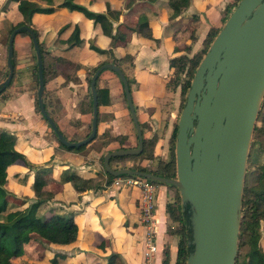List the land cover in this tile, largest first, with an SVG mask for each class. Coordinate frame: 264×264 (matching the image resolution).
Segmentation results:
<instances>
[{
    "label": "crops",
    "instance_id": "obj_1",
    "mask_svg": "<svg viewBox=\"0 0 264 264\" xmlns=\"http://www.w3.org/2000/svg\"><path fill=\"white\" fill-rule=\"evenodd\" d=\"M18 1L0 0V84L6 64L2 42L7 41L8 31L22 19ZM167 1L76 0L78 5L98 14L96 24L79 11L58 8L63 0H52L53 13L33 15L31 28L47 53L48 75L43 101L49 116L68 139L72 140L71 136L76 133L81 140L92 119V95L87 76L100 63L111 62L112 58L119 61L127 55L132 57V63L123 61L120 69L129 81L138 121L150 125L151 132L144 137L154 136L158 142L169 139L178 121L180 105L179 87L172 90L170 110H164L162 105L170 95L166 86L171 74L170 61L183 55L192 57L199 52L210 29L224 26L223 16L234 0H189L173 19ZM107 4L111 11L120 13L117 20L106 15ZM146 25L151 29L150 40L136 34L138 27ZM76 27L82 42L74 47L64 45ZM117 34L122 39L112 47V37ZM90 44L101 52L92 50ZM13 46V78L0 93V139L14 137L15 150L25 156L31 168L24 162L10 165L6 169L5 188L17 198L32 202L35 200L31 189L35 171L45 169V190L54 196L41 207L42 214L72 215L79 229L76 241L66 246L51 245L49 249L42 243L26 246L42 247L44 251L31 257L30 262L106 264L111 253H118L125 264H144L146 229L139 210L142 190L125 179L116 178L104 189L78 192L65 180L70 174H79L83 179L99 176L105 180L104 169L97 159L102 153L119 148V143L107 144L100 153L89 146L81 151L59 146L49 125L35 110L33 68L37 59L32 39L17 34ZM96 83L98 88L107 89L110 96L109 105L98 107L97 135L125 136L122 146L133 148L136 130L119 77L104 70ZM168 114L164 130L152 127L162 123ZM142 130L144 133L145 129ZM168 185H155L157 251L152 258L153 264H163L165 252H168V264L176 262L178 238L167 233L169 219L166 213V205L173 202L175 191ZM101 243L105 244L104 250L98 248Z\"/></svg>",
    "mask_w": 264,
    "mask_h": 264
},
{
    "label": "water",
    "instance_id": "obj_2",
    "mask_svg": "<svg viewBox=\"0 0 264 264\" xmlns=\"http://www.w3.org/2000/svg\"><path fill=\"white\" fill-rule=\"evenodd\" d=\"M30 34L37 59L39 110L60 143L85 146L97 134L96 81L110 70L119 77L136 130L137 148L105 154L103 169L114 177L131 175L169 184L190 207L193 246L186 264H235L241 223L242 194L255 122L264 97V0H240L200 62L177 123L176 178H162L130 168L112 169L114 157L137 156L143 150L142 129L122 70L113 64L96 69L90 81L92 122L89 136L68 141L44 107L42 57L35 34L27 26L14 29L7 42L8 76L12 80L14 38ZM0 90V92H1Z\"/></svg>",
    "mask_w": 264,
    "mask_h": 264
},
{
    "label": "trees",
    "instance_id": "obj_3",
    "mask_svg": "<svg viewBox=\"0 0 264 264\" xmlns=\"http://www.w3.org/2000/svg\"><path fill=\"white\" fill-rule=\"evenodd\" d=\"M151 1V0H146ZM240 0H234L230 9L226 10L225 15L223 16V22L227 21L228 17L231 15L237 4ZM18 10L22 15L21 21L7 33V41L11 32L19 27L27 26L30 30L35 34L36 39L38 41L37 33L31 28L32 26V17L34 14H51L55 11V8L52 6V0H19L18 1ZM189 0H168V6L173 11L170 16L171 19L176 18L178 16V10L180 7H183L185 4H188ZM58 8H66L70 11H79L84 14L86 18L92 20L94 24L97 22L98 14L89 11L83 6H80L76 3V0H63V2L58 6ZM4 9V8H2ZM106 15L111 16L114 20H117L120 13L113 12L110 9V6L107 4V13ZM223 28V27H222ZM221 28V29H222ZM221 29L211 28L208 32L204 42L203 48L194 54L192 57H187L185 55L176 57L170 61V69L171 74L168 77L166 86L173 91L176 88H180V98L181 102L184 103L186 101V95L190 88L191 81L194 77V74L205 56L208 48L211 43L220 32ZM19 34H23L26 36H30V34L26 31H22ZM136 34H139L146 39L150 40L152 38L151 29L146 25V27L136 29ZM120 34L112 37L111 45L112 47L117 44V42L121 41ZM82 40L79 38V29L76 27L72 32L71 36L63 42L64 45L68 47H74L79 45ZM38 45L41 52L42 57V71L44 77V87L46 83L47 77V53L44 50L43 44L38 41ZM33 46V43H32ZM90 48L96 52H101L100 49L90 44ZM123 61H127L128 63H132V57L127 55L122 60H116L112 58L111 62H102L98 65L100 67L103 64L109 63L116 65L120 68V63ZM12 65L14 64V51L12 58ZM97 67V68H98ZM95 68L92 70V73L87 76L88 87L90 91V81ZM34 74L33 78H35V82L38 85V73H37V63L34 65ZM185 77V80L181 83V76ZM8 76V71L6 74V78ZM127 79V78H126ZM98 80V78H97ZM97 82V81H96ZM128 86H129V81ZM11 83V82H10ZM9 83V84H10ZM8 84V85H9ZM7 85V86H8ZM122 85V83H121ZM6 86V87H7ZM5 87V88H6ZM3 88L1 90L4 91ZM130 88V86H129ZM122 90L124 94V89L122 85ZM96 91H97V102L98 107L102 105L110 104V96L109 91L107 89H100L96 83ZM0 92V93H1ZM124 101L126 102L125 94ZM133 102V101H132ZM185 104V103H184ZM181 105V104H180ZM44 107L46 110V105L44 103ZM181 111L183 109L182 106ZM35 110L42 117L43 120L45 118L41 114L38 103L37 96L35 99ZM180 111V113H181ZM47 112V110H46ZM48 113V112H47ZM49 115V114H48ZM46 121V120H45ZM92 122V119H91ZM91 122L88 125V132L81 139H85L89 136L91 132ZM139 122V121H138ZM47 123V121H46ZM56 124V123H55ZM141 129L143 125L139 122ZM59 131L64 135L63 130L56 124ZM52 131V130H51ZM176 133H177V123L174 124L172 134H171V143L176 142ZM54 138L56 139L59 146L65 148L66 150H74L81 151L87 145L81 146L78 148H70L66 147L62 143L59 142L57 136L52 131ZM143 136V150L141 154L137 156H123V157H114L109 161L110 166L113 161L127 160L135 157H141L143 159L151 160L154 156V146L156 143V137L145 138L142 130ZM64 137L70 142H78L81 140L78 139H68L65 135ZM97 138H94V140ZM126 139L125 136L111 137L112 142H118L119 148H116L111 151L121 150V149H133V148H125L122 146L123 141ZM93 140V141H94ZM92 142V141H91ZM136 144L138 146V140L136 136ZM15 139L12 136H4L0 139V214L5 212L8 204H17L18 206L24 205L27 200L19 199L14 194L10 193L6 190V169L17 162H24L31 168L28 164L25 156L18 151L15 150ZM150 147V148H149ZM175 147V145H174ZM137 148V147H135ZM109 151V152H111ZM264 152V97L260 104L259 113L257 116V120L255 122L254 131L251 139L249 157L247 161L246 174H245V182L243 187L242 194V206H241V223L240 230L238 234V253L235 260V264H264V250L259 249L255 251L248 252L246 255H240L241 245L244 242H250L251 238L258 234V225L254 224L256 221L264 220V162L257 166L255 172V179L253 184H249L250 177L253 173L249 172L250 159L253 158L254 153L256 152ZM103 157H100L102 160L103 166ZM133 170H138L140 172L150 173L158 177L162 178H176V164H175V156L172 161L162 166L158 170H147L145 168H130ZM105 174V180L100 179L99 176L90 179H83L79 174H70L66 177V181L72 184V187L78 191L83 192L89 189H104V187L109 186L116 178H124V177H135L131 175H121L118 177H114L110 174H107L103 170ZM45 169H39L35 171L34 181L32 183L31 189L34 192L35 200L31 202L25 209L16 210L13 212H9L6 215L5 220L0 221V264H16L13 262L14 259L19 258L22 255L24 246L34 245L37 243L55 245V246H66L76 241L78 237V225L72 215H60V214H42L41 207L45 205L47 202L53 199L54 194L50 191H46V181L44 179V175L46 174ZM138 179H142L147 181L148 183L154 185H168L158 181L136 177ZM175 191V197L173 202L168 203L166 205V213L168 215L169 224L167 227V233L169 235H175L178 238L177 241V254H176V262L175 264H186L188 255L193 249L192 244L190 243L192 239V231L190 225V207L188 204H182L179 191L176 187L172 185H168ZM104 243L98 245L99 249L104 250ZM106 264H125L123 258L118 253H111L107 257ZM163 264H168V252H165V258Z\"/></svg>",
    "mask_w": 264,
    "mask_h": 264
},
{
    "label": "rangeland",
    "instance_id": "obj_4",
    "mask_svg": "<svg viewBox=\"0 0 264 264\" xmlns=\"http://www.w3.org/2000/svg\"><path fill=\"white\" fill-rule=\"evenodd\" d=\"M5 41H6V39L4 40V42H2V45H3V56H4V60L6 61L7 43H5ZM3 70L4 71L1 73L2 82L5 81V79H6V74L8 71L7 63L3 67ZM180 79H181V83H182L185 80V77L182 75ZM33 82L35 84V94H36V91L38 89V85L35 82V78H33ZM168 89H169L168 94H170V95L162 103V105L165 106L164 110H167V109L170 110V108L173 105L172 93H174V92H172L171 86ZM179 102H180L179 104H181V105H179V107H178V117H177L178 119H179L180 111H181L180 106L183 107L184 103H185V102L184 103L181 102V98H179ZM165 113H167V112H165ZM168 116H169V114L167 115V117H165V119L162 123L153 124L152 127L156 128V129L164 130V128L167 127L165 120H166V118L168 119ZM177 123H178V121H177ZM143 128L145 129L144 134L149 135L151 132L150 125L148 123H144ZM84 132L86 134L88 132V130H85ZM171 134H172V132H171ZM71 137H72V139H78L77 137H79V136H77V134L75 133V135H73ZM152 137H154V136H151L148 138H152ZM170 139H171V135H170L169 139H165V141H163V142H160V141L158 142V140H156V143H155V146L153 149L154 156L151 158V160L143 159L141 157H135L132 159H127V160L113 161L111 168L115 167L114 168L115 170L124 169V168H145L147 170H158L159 168H162V166L169 164L172 161L173 157L175 156V147H174L175 142L172 144ZM110 143H113L111 141V137L108 136V134L103 133V134L97 135V138L94 141L90 142L87 146H89V149L95 150V151H97V153H100V152H102V149L107 144H110ZM135 147H137L136 142H135L133 148H135ZM162 151L164 153H162ZM103 154L104 153H102V157H103ZM97 162L99 163L100 166H102V160H100V156L97 159ZM263 162H264V152L258 151L256 153H254L253 158L250 159V165H249V169H248L249 172L253 173V175L250 177L249 184L254 183L256 168L258 165H260ZM131 178H136V177H124L122 179H131ZM153 197L155 199L156 191H154ZM30 204H31V201L27 200V202L22 206H18L17 204L8 205L6 211L0 214V221L5 220L6 215L9 212L25 209ZM254 224L258 225V234L256 236H254L253 238H251L250 242L242 243L241 249H240V255L241 256H244L248 252H251V251H255V250H259V249L264 250V220L256 221V223H254ZM49 246L52 247L51 245H48V244L43 245V247L48 248V249H49ZM33 248L34 249H32L31 247L24 246L22 255L19 258L14 259L13 262H15L16 264H33L34 262L33 263L30 262L31 257L34 258L35 255L38 256L44 252L42 247L37 246V247H33ZM30 253H32L33 256ZM24 257L26 259H23Z\"/></svg>",
    "mask_w": 264,
    "mask_h": 264
},
{
    "label": "built area",
    "instance_id": "obj_5",
    "mask_svg": "<svg viewBox=\"0 0 264 264\" xmlns=\"http://www.w3.org/2000/svg\"><path fill=\"white\" fill-rule=\"evenodd\" d=\"M125 182L139 187L142 190L140 198V219L144 225L145 232V242H146V252H145V262L144 264H153L152 258L157 251V246L155 245L156 239V205L154 203L153 193L155 191V185L148 183L142 179H125Z\"/></svg>",
    "mask_w": 264,
    "mask_h": 264
}]
</instances>
